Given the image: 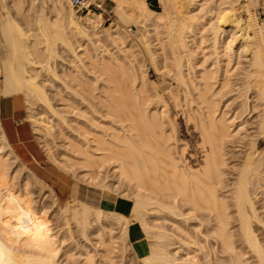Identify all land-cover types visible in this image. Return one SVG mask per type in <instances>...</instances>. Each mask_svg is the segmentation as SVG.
<instances>
[{
  "label": "bare ground",
  "instance_id": "1",
  "mask_svg": "<svg viewBox=\"0 0 264 264\" xmlns=\"http://www.w3.org/2000/svg\"><path fill=\"white\" fill-rule=\"evenodd\" d=\"M1 1L7 3V0ZM10 1V6L16 12L18 11L19 14L26 16L25 14L28 11L26 12L27 9L24 7L23 0ZM50 1L54 2L55 0ZM65 1L67 2V0L55 1L60 5L56 9L58 12L56 22L51 23L43 17L36 18V22L39 24L31 28L32 32L28 33L29 31L24 30V33L21 34L20 32L21 35L18 32L21 41L15 35L16 33H13V30L11 31L13 27L10 26L11 22L8 19L9 12L4 13V18L1 19L0 17L1 25L5 28V33H3L5 41H8L9 46H11V51L3 59L2 69H0V73L3 75L0 95L24 93L30 101L34 99L37 102L39 100H43L42 103L48 102L50 98L46 86L44 84L43 86L40 85L36 81V77L41 74L45 76L47 71V74L50 73V70L53 73L54 70L50 69L52 62L50 59L54 57L57 61L62 55L58 53L57 46L54 45L55 39L58 38L54 39L53 44L47 39V37L51 38V31L55 29L58 34L65 32L67 29L69 30L68 34L72 32V34L76 33L85 37L90 33L96 37L97 39L93 40L89 46L81 40L82 37L78 38L79 35L74 40H71V37L70 39L67 38L66 43H63L66 44V47L68 46V48H65L68 52L65 51V53L68 55L67 57L66 55L63 56L65 53L62 55L63 58L66 57L67 63L59 60L57 66L61 68L58 72H56L57 67L52 64L53 69L56 68L54 72L57 73V79H54H61L66 88L70 87L68 90H71L70 84L76 86V91L73 90L72 92L71 90L69 92H77L76 95L80 96L81 101L86 102L84 106L86 114L84 115H86L85 118L89 122L86 124L88 127L84 126L81 129L82 131L76 132L78 133L77 139L70 137L72 139L70 140L65 135V140H70L66 145L69 143L70 147L66 146L68 148L65 150L66 155H60H62L61 157L67 156L68 158H65L69 162H71L70 159L80 161L82 168H84L82 170L83 175L88 178L91 184L96 183V179L100 177L99 175L104 174L103 167L108 166L109 169L105 170L107 171L106 177L113 179L104 184L107 181L106 178L102 182L104 185H101L106 187L103 193L128 202L124 205L127 206L125 208L128 209V213H121L122 210L120 212L109 206H96L80 200H75L74 205H72L73 203H67L60 210L67 217L79 222L83 226V233H86L91 228L90 226H97L93 227L95 230L92 229L98 235V242L103 246L102 248H106L107 253L103 252V254L106 257L109 254V258L112 249L118 243L117 238L111 232L112 222L108 219L110 214L116 216L120 221L123 231L122 238L127 240L129 225L133 221L128 217L129 213L133 212L135 214V218H133L138 220L141 218V212L146 215L152 212L155 213L159 209H167L175 216L184 218L185 221L196 217L200 219V226L203 228L199 229L197 235L178 222H173L177 229L194 238L192 244L194 243L196 251L200 250L202 253L201 256L196 255L198 259L194 260L193 264H216L217 262L220 264L219 259L221 257L224 258L226 264H264V219L261 217L260 207L257 205L258 202H262L264 208V25L258 27L252 13H248V16L244 19L240 17L241 14L240 16L237 15L233 9L237 0H220L218 11L216 9V15L220 22L214 33L216 54L229 53L233 49L234 35L238 33L239 37H242V42L237 46V51H234V54L238 56L239 48H245L246 50L248 48L252 55L250 64L252 69L249 68L244 73V83L236 90L237 98L240 101L236 102L235 110L240 112L233 117H231L232 115L229 117L216 104L214 70L200 69L205 59L204 57L199 59L197 49L204 50L206 45H204L206 41L204 31L208 28L207 22L199 21V16L203 13L201 9L205 8L202 6L204 3L197 2L198 6L193 8L192 15L190 16V13L187 15L188 17H184L185 20L183 18V21L180 20L179 23H176V20H173L174 22L171 20L173 22L171 23L172 26L168 28L170 38L167 39H170L168 42L171 41L172 43L173 59L172 65L169 69L167 68V71L175 80L178 88L174 89L170 85L168 91L174 99L172 101L181 107V116L184 123L178 126L175 114H170L169 110H165L167 105H163L165 100L162 101L161 97H158L156 101H153L152 98L154 110L148 111L152 107L150 106V103H152L149 97L150 90L148 91L146 81L142 76L143 70L140 69V64L136 60L138 58L131 55L132 51L130 55L133 60L128 54L129 45H125L122 33L117 29H106L110 43H102L103 38L100 36L101 33L98 29L99 19L102 17L101 13L88 11L82 16V21L78 19L77 15H74L71 5L70 8L65 5ZM116 1L121 4L125 0ZM136 4L138 13L144 15L145 12H148L146 13L149 16L148 20L155 16V11L148 7L146 0H139ZM7 5L9 6L8 3ZM7 5L5 4V6ZM2 7L4 6L2 5ZM53 7L55 12V6ZM2 9L5 10V8ZM29 9H31V6ZM199 10L202 12L201 15L198 14L200 13ZM208 10H204V12ZM5 11H9V9ZM124 14L126 15V13ZM160 17L161 15L157 18L159 20L152 21L148 26L147 36H154L159 33V22L165 19L162 18L163 15L162 19ZM250 31L253 32V35L250 34ZM230 33L232 34L230 35ZM229 37L231 39L228 40ZM46 39L49 43L46 42L47 45L45 43L44 46L43 41ZM158 41H156L157 44H159ZM111 45L115 49L109 48ZM23 55H26L27 58H23ZM22 58L25 60L22 61ZM55 59L52 60L55 61ZM141 68L143 67L141 66ZM51 73V78L46 75L43 81L46 80L47 83L54 82L53 77L56 74ZM74 86H72L73 89ZM35 101L33 102L35 103ZM161 102L162 105H159ZM45 105L48 106L47 103ZM148 105L150 108H148ZM74 106L77 107L79 104L76 102ZM162 106L164 107L163 110ZM55 111L51 108V112L56 116ZM257 112L258 114H254ZM248 115L252 119L253 117L257 118L252 122L253 131H247L243 128L245 130L241 132L238 128L239 126L244 127ZM31 118L34 119V116ZM52 118L50 117V119ZM237 119L239 121L236 122ZM39 120L34 122V131L43 143L47 156L55 161H63L62 158L61 160L60 157L57 158L58 155L54 157L49 147L50 142L48 143V137L46 136L54 133V131L51 132L52 127L51 130L48 129L49 127L45 128ZM67 124L69 125V123ZM44 129H48L50 132L47 130L45 136L40 135ZM62 133V136H64V131ZM0 135V264H60L57 258L59 246L61 247V245L58 238H56L55 227L53 229V226L58 227L60 224L57 226L54 223L51 226L50 219L46 215L49 206L43 208L45 205L39 204L42 207L37 208L34 205L37 204L34 202L38 200L34 199L35 201H32V193L34 192L29 188L31 182L26 181L30 180V175H26L24 180L22 179V186L19 184L17 190L14 188V186L16 187L15 184L13 186L12 183H8L7 175L11 171L9 166L12 165L11 163L9 165V160L12 159L20 165L19 167L27 165L18 157L9 144L1 124ZM191 139L194 140L193 143ZM259 143H262L263 146L260 147ZM69 162L70 165L75 163L71 164ZM68 164L67 162L64 163V165ZM27 173L29 174V171ZM30 174L33 175V178L38 179L35 173L30 172ZM14 177L11 180L15 179ZM19 177L21 176L19 175ZM32 177L31 180L33 181ZM123 183L130 186V189H128L130 195L127 196H130L134 203L130 202V197L127 198L124 195L125 190L119 193L123 192L126 198L113 194L114 187ZM18 187H21L23 191L20 188L18 190ZM42 187L44 189L46 187V185L43 186V182ZM46 188H50L51 194L54 193L51 187L47 186ZM30 192V197H27ZM53 197L55 196L53 195ZM53 200L54 204L52 203V205L56 207L60 205L57 198H53ZM55 210V213L60 211L56 210V212ZM55 213H53V216ZM198 213L201 215L198 216ZM68 225L70 224L68 223ZM145 225L146 232L151 233L150 228L153 225L147 222ZM205 225H209V227L205 229ZM104 227L106 235L103 236L102 230ZM56 229L58 232L59 229ZM70 230H68L69 233L72 232ZM87 233L84 235L86 236ZM209 234L213 236L212 240ZM97 235L94 236L97 237ZM153 235L156 238L163 236L161 232L157 233V231ZM166 235L164 233L162 238ZM182 239L178 238V240ZM190 239L188 238V240ZM172 240L170 241L172 245L173 243L175 245L180 243ZM188 240L187 242H182V240L181 245L191 242ZM159 246L160 244L151 246L150 253L143 258L144 261L146 260L145 262L150 264H177L176 261L184 257V255L176 257L174 256L176 254H172L171 251L167 252L165 249L164 251ZM178 247L176 246V248ZM192 248L190 247V250L194 251L192 257L193 255L195 257V250H192ZM90 254L92 253L88 250H86L85 255L83 254L85 258L87 256L89 264H99L94 261ZM250 259L253 262H249ZM192 263L189 262V264Z\"/></svg>",
  "mask_w": 264,
  "mask_h": 264
},
{
  "label": "rangeland",
  "instance_id": "2",
  "mask_svg": "<svg viewBox=\"0 0 264 264\" xmlns=\"http://www.w3.org/2000/svg\"><path fill=\"white\" fill-rule=\"evenodd\" d=\"M31 1L32 0H23V3H25L24 7L27 9L26 12L28 11V13L25 14L26 16H23V15L19 14L18 11H17L18 12L17 13L16 10L13 9L12 6H10L11 5L10 0H7V3L9 4L10 7L7 5V3H3L0 0V2H1L0 3V17H1V19L4 18L6 12L7 13L9 12V16H8L9 18L8 19L11 22L10 26L13 27V28H11V31L13 30V33H16L15 35L17 37H19L20 41H21V37L19 35H21L24 30H26L27 32L29 31L28 33L32 32L31 28L32 27L34 28L35 25L37 26V24H39L38 22H36V20L38 18L43 17L46 20H49V22H51V23L56 22L58 19V16H57L58 12L56 9L58 7H60V5L57 2H55L56 0L55 1L52 0L54 2H51L50 0H35V2H34V0H33L32 1L33 5L31 4ZM137 1H139V0H125L121 4H118L116 0H104V5H103L102 9L91 8L88 11L90 12L92 10L96 13H101V15H102V17L99 19V24H98V29L101 33L100 36L103 38L102 43H107V44L110 43V41L107 38L108 35H107V32L105 31L106 29L107 30L108 29L109 30L110 29L111 30L117 29L122 33L121 35H123L122 39L125 40V45H129V49H131V50L128 49V52H129L128 54L130 55L131 51H132L131 55L132 56L135 55L134 58H138L136 60L140 64L139 65L140 69L144 71V72L142 71V76H144V80L146 81L148 91L150 90L149 93L151 95V96L149 95V97L151 98L150 101L152 103H150V102L149 103H150V106H152V107H151V110L148 109V111L154 110L153 101H156V100H158V97H161L162 101L165 100L163 102V105L164 104L167 105V106H165V110H169L170 114H175L176 120H177L176 122H177L178 126L181 124L183 125V123H184L183 117L181 116V114H182L181 109H180L181 107L179 105L177 106V104L172 101L174 99H173L172 95L169 94L170 91H168V90H170V88H168V86H170V85L174 89L178 88V85H176L175 80L170 75V73L168 74V71H167L169 69V67L172 65V59H173L172 43H171V41L168 42L170 39H167L168 37L170 38V35L168 33V28L170 26H172L171 23L174 22L173 20H176L177 21L176 23H179L180 20L183 21V18L184 17L186 18V16L189 15L190 13H191L190 14V16H191L192 10H194L193 8H196L198 6L197 2H200V3H204L202 6L205 8L201 9V10H203V13L201 12V10H199L200 13L197 12L199 15H201V13H202V15L199 16L200 18L198 16L197 17L199 18V21L201 20L205 23L207 22L206 25L208 24L207 25L208 28L206 27L207 30L204 31V36L206 38L205 40L207 41V42L205 41V43H204V45L206 44L205 48H204V50H202L201 48H199L201 50L197 49L199 59H201L202 57H204V59H205L204 64L200 66V69H202V70L208 69L210 71H213V70L215 71V72L213 71V73L215 74V75L213 74L214 75L213 80L216 83L214 85V91L216 93V95H215L216 104L219 106V109L221 108L222 111H225L229 117L231 115H232L231 117H233L235 114H238V112H240V111L235 110V107H236V102L240 101V99L237 98L236 90L239 89V87L244 83V80H245V77H243V76H245L244 73L247 70H249V68L252 69V66L250 65L252 55H251V52L248 48H247V50L245 48L244 49L239 48L238 49V56H236L234 54L235 53L234 51H237V46L240 45V43L242 42V37L241 36L239 37L238 33L235 34V35H238L237 37L234 35V40L232 41L233 49L229 53L224 54V55H217L216 54L215 49H214V39H215L214 33L217 30L216 26L220 22L219 19L217 18V15H216V12L218 11V8H219L220 0H201V1H199V0H158L157 1L156 0V1H152V2L150 0H146L148 7H150L151 9H153L155 11V16H152L151 20L147 19L149 16L146 13H148V12H145L146 15L145 14L142 15V14L138 13V9L136 8V6H137L136 2ZM67 2L65 1V5L68 8H70V5H71L72 12L74 13V15L75 16L77 15V17H79L78 19L82 20L83 19L82 16L84 14H86V12L85 13H76V11H75L74 7L72 6L70 0L69 1L67 0ZM54 3H55V5H54ZM5 4L7 6H5ZM259 4H261V0H237L236 3H234L233 9L237 13V15L240 16V14H241L240 17L243 19L248 16V13H250V14L252 13V15L255 17V20L257 22V26L260 27V26H263L264 23L260 22L257 19L255 12H254L256 7L259 6ZM2 5L4 7H2ZM56 5H58V6H56ZM30 6H31V9H29ZM53 6H55V12H54ZM6 7H8V8H6ZM2 8H5V10L9 9V11H5ZM200 8H202V7H200ZM246 8H247V10H246ZM208 9H210V10H208ZM211 9H212V11H211ZM216 9H217V11H216ZM204 10H208V11L204 12ZM189 11H191V12H189ZM246 11H249V12H246ZM124 13H126V15ZM78 14H80V15L78 16ZM160 15H161V17L163 15L162 18H165V19H162L160 17L162 19V22L161 21L159 22V24H160L158 27L159 33H157V35H154V36L153 35L147 36L148 32L146 30L149 29L148 26H150L152 21H156V19L159 18ZM193 15L195 16V14H193ZM197 17H195V18L197 19ZM185 18H184V20H185ZM1 19H0V69H2L3 59H5L6 55L11 51V46H9L10 44L8 41H5L6 39L4 38V35H3V33H5V28H3L1 25ZM157 20H159V19H157ZM171 20L173 22H171ZM208 20H210L209 23H208ZM27 23H28V25H27ZM227 29H229V28L227 27ZM53 31H51L53 36L50 35L51 38L47 37V39H49V42L51 41L50 43L53 44L54 39L58 38V39H55V41H54V45L57 46V47L55 46L57 48L56 50L59 51V52L58 51L57 52L60 53V55L61 54L63 55L65 53V51H66V53H68L67 49H65V48H68V46L66 47V44L64 45V43H66V41L68 39H70V37H71V40H74L79 34H76V33L72 34V32H71L70 34H72V35H70V34H68L69 30L66 29V31L64 30L65 32L58 33V34H60L58 36L57 31L55 29H53ZM18 32H19V35H18ZM20 32H21V34H20ZM88 32H89V30H88ZM54 34H56V35H54ZM231 34L232 33H230V35ZM250 34L253 35V32L250 31ZM62 35L64 38L62 37ZM66 35H68V36H66ZM226 35H228V33H226ZM151 36L154 37L156 40L154 38H152ZM59 37L61 40L59 39ZM72 37H74V38H72ZM79 37H82L81 40L85 41L86 44L85 43L84 44L87 46L91 45L93 40L97 39L96 37L92 36L90 33H88L85 37H83L81 35H79L78 38ZM47 39L45 41H43L44 42L43 45L46 42L49 43ZM157 39L158 40L161 39L162 41L161 40L158 41ZM227 39L229 40V39H231V37H229ZM63 40H65V41H63ZM156 41H158L159 44H157ZM154 42H156V43H154ZM47 43L45 45H47ZM161 44H162V46H161ZM109 48H114V46L111 45ZM61 51H63V52H61ZM203 51H204V53H203ZM163 52H165V53H163ZM66 53L63 56L66 55V57H67L68 54H66ZM62 55H61V57H59L57 59V61L54 57L52 59H55V61L50 59L52 61L50 69L55 71L56 68L55 69H53V68L57 67L56 72H58V70H60V68H61L60 66H57L59 64V60H62V61H64V63H67L66 57H64L66 59V62H65V59L63 58ZM23 56H22L23 58H25V59L27 58L26 55H23ZM132 56L130 57L131 59H132ZM23 58H22V61L25 60ZM54 63H55V65H54ZM52 64L54 67L52 66ZM154 64H156V65H154ZM141 66L143 68H141ZM165 67H166V69H165ZM54 71H52V72L55 73ZM47 72H46V75L50 76V78H51V75H50L51 70H50L49 74H47ZM53 73H51V74H53ZM143 73H144V75H143ZM55 74H56V75H54L55 77L52 76L53 79L54 78L57 79V73H55ZM46 75L45 76H42V74L39 75L38 77H36V81L38 83H40V85L43 86V84H44V86H46L47 93H48L49 98H50V100L48 102L45 101L48 104V106L45 105L46 103H42V102H44L43 100H41L42 102L40 100L37 102L34 99H32L33 101H35V103H34L32 100L31 101L28 100L24 93H20L23 96V98L25 100V104H26V114H22V117H23L22 127L26 129L27 133L32 138H34V141L31 143V145L29 147H30L31 151L34 153V155H36V157H43L45 159V161L50 162L52 164H55L56 166H58L59 168H61L65 172L72 175L76 180H78V182L82 186L91 187L92 190H95L97 192H99V191L104 192V190H106V187L102 186L101 184H103L102 182L105 181V179L107 178L106 177L107 171H105V170L109 169L108 166H106L107 168L103 167L104 169H102V170H104V174L99 175L100 177H98V179H96L97 181L95 180L96 183L94 182L91 184L90 181L88 180V178L83 175L82 170L84 168H82V164L80 163V161H73L72 159H70L71 162H69V160L67 159L68 158L67 156L61 157L62 155H66L65 150L68 149L67 147H70V145H68L69 143L66 145V143L68 142L69 139L65 140V135L67 136L66 138L71 137L72 139H75V138L77 139L78 138L77 134L80 131H82L81 130V129H83L82 127H84V126L88 127V125H86V124H88L89 122L87 121V118H85L86 115H84V114H86L85 107H84L86 102L81 101L82 99L80 98V96L78 94L76 95L77 92L70 93L71 90H72V92H73V90L76 91V88H75L76 86H74V84H72V85L70 84L71 90H68V89H70V87L66 88L65 83L61 79H59V80L54 79V82L50 81L48 83L46 80L43 81L44 80L43 78H45ZM2 81H3V75H2V73H0V85L2 84ZM61 81H62V83H61ZM72 86H74V89ZM67 90H68L69 94L67 93ZM69 95L70 96L73 95V96L70 97ZM145 95H146V93H145ZM39 102H41V103H39ZM76 102H77V104H79V106H77V107L74 106V103L76 104ZM159 105H162V102ZM175 106H177V107H175ZM50 107L56 110L55 111L56 116L53 115ZM166 107H168L169 109ZM49 108H50V110H49ZM148 108H150L149 105H148ZM163 108L164 107L162 106V110H163ZM38 114H40V115H38ZM254 114H258V112L254 113ZM30 116L31 117L34 116V119L31 118ZM50 117L51 118L54 117L55 119L57 117V119L56 120L53 118L50 119ZM246 119H248V120L243 125L244 127L239 126V128H238V129H240L241 132L244 131L245 129L247 131H253V129H252L253 123L252 122L257 120V118H255V117H253V119L250 118V115L246 116ZM35 120H39L40 123L43 124V126L45 128L49 127L48 129L51 130V127H52L51 132L53 133V131H54V133L52 135L49 134L50 136L47 134L48 136H46V137H48L47 138L48 143L50 142L49 147L51 148V152L54 154V157L58 155L57 158L60 157L59 159L61 160V158H62L63 161H55L52 158H50L49 156H47V154L45 153L46 152L45 148L43 147L44 145L40 141L38 134L33 133V128H35V123H34ZM62 121H63V123L65 121L66 122L63 124ZM237 121H239V120L237 119L236 122ZM60 122H61V124L59 125ZM67 123H69V125ZM6 125H7V128L9 130L10 135H13L14 129H13L12 124L9 121H7ZM243 128H245V129H243ZM48 129L42 130L43 134L40 132L41 133L40 135L45 136L46 135L45 131H47ZM63 131H64V136H62ZM48 132H50V131L48 130ZM76 132H78V133H76ZM248 133H250V132H248ZM68 134H69V136H68ZM71 138H70V140H72ZM70 140H69V142H70ZM191 140L193 143L194 140L193 139H191ZM0 141H1V139H0ZM259 146L261 147V146H263V144L259 143ZM60 154H62V155H60ZM19 156L23 160V162L26 163L27 166H25L26 168L24 166H22L23 167L22 168V167H19L20 165L15 163L12 159H11V161L9 160L8 161L9 165H10V163L12 165L9 166V168H10L9 170H11V171H9V174L7 175L8 176L7 177L8 183H10V184L12 183L11 185L15 184L16 187L14 185L13 186H14L15 190H17V186L19 184L22 186V182H23L22 179L24 180V177L26 175H30L31 177L33 176L30 174V172H33L38 176V179H36L35 177L34 178L32 177L33 181L31 180V177L29 176L30 180L28 179L26 181L31 182V184L29 185V188H30V190L32 189L31 190L32 192H34V193H32V197H33L32 201L34 199L39 201V202L38 201L36 202L34 200L35 201L34 203H37L34 205L37 206V208L42 207V205H45V206H43V208H45L46 206L47 207L49 206L47 208L48 211H46V212H48V213H46V215L50 219L51 226L54 223L57 226L60 224V226H58V227L53 226V229L55 227V230H54L55 234H57L56 238H58V242L61 245V247L59 246V254H58V258H57V261L59 260L58 263H60V264H89V261H87L88 260L87 256H86V258L84 256L86 254V250H88V252L91 251L92 254H90V255L92 256L94 261L99 263V264H150L148 262H145L146 260L144 261L143 258L146 257L145 254L147 255V253H150L151 246L154 244H158V245L160 244L161 249H163V250L165 249V250H167V252L171 251L172 254L173 253L176 254V255H174L176 257L184 255V257H181L182 259L180 258L179 260L176 261L177 264H189V262L192 263V262H194V260L196 261L198 259V257H196V255L201 256V254H202L201 251L200 250L196 251L197 249L195 248V245H193L194 243L192 244V240L194 241V238L192 236H188L184 231L177 229L175 224L173 223V222H176V223L178 222L179 224L188 228V230L193 231V234L195 233V235H197L198 234L197 232H199V229L203 228L200 226V223H201L200 219L198 217H196V218H193L191 220L185 221L184 218L175 216L174 214L169 212L167 209H163V210L159 209V211H155V213L152 212V213L146 214V215H145V213L141 212L142 213V214L140 213L141 218H139L138 220L134 219L135 214H133V212L129 213L130 215L128 214L129 215L128 217L130 219H133V221L130 223V228H137V230H139V237H141L140 244H142V243L148 244L147 249L145 251V254H143V255L138 254L137 251L135 250L134 245L129 238L130 233L128 235L127 240L122 238L123 231H122V228L120 225V221L118 220V218L116 216L110 214L108 216V219L112 222V224H111L112 226L110 225L111 227L110 226L109 227L112 230L111 231L112 234L117 238L118 243H116L115 248L112 249L113 251L110 253L111 257L109 258V254H107V257H106V255H105L107 253L106 248L105 247H104V249L102 248L103 246L98 242V239H99L98 235L95 234V232L93 231V229H94L93 227H97V226H90L91 228L87 231L88 233L86 232L87 235L85 236L84 234H86V233H83V228H82L83 226L81 224H79V222H76L73 219H71L70 217H67L65 215V213L63 211H61L62 210L61 207H65V205H67V203H69V204L73 203L72 205H74L76 203L75 200H77L78 198L70 197V198L65 199V200L60 199V197L58 196V193L55 191V189L52 187V185L50 183H48L43 178V176L39 173V168H40L39 163L35 162L33 160V158L31 157V155H29V154H23L22 153ZM65 157H67V158H65ZM64 158L67 160H65ZM199 160L200 159L198 158V161ZM193 161L195 162V159ZM66 162H67V164H68V162L71 164H73L74 162L75 163L73 165H70V164L64 165V163L66 164ZM16 166H18V167H16ZM15 171L16 172L18 171L20 174L17 172L18 175L16 176L17 173ZM28 171H29V174L27 173ZM9 175L11 176V178H9L10 177ZM19 175L21 177L22 176L23 177L18 178ZM14 176H16V177H14ZM12 177L15 178V179H13L15 181L11 180ZM111 179H113V178L108 177L106 179L107 181H105L104 184L107 182H110ZM42 182H43V186L46 185V187L48 186V187H51L53 189L55 194L54 193H52V194L55 197H53V195L50 193V191H49L50 188L45 187V189H44V187H42ZM32 185H34L35 187ZM13 186H12V188H13ZM116 187H117V189H116ZM116 187H114L115 190H113V194L115 196H119L122 198H126V197L129 198L130 197V196L129 197L127 196L128 194L130 195V192L128 190V189H130L129 188L130 186L127 183L118 184V186H116ZM14 188H13V190H14ZM19 188L21 191H23V189H21V187H18V190H19ZM118 188H120V189H118ZM40 189H42V190H40ZM122 190H125L124 195H126V197L123 195V192L119 193ZM24 192H23V195L25 194ZM43 194H45V195H43ZM28 195L29 196H27V193H26V196L30 197L31 192H30V194L28 193ZM53 198L54 199L57 198V200L60 204L57 206L59 208H57L55 205H52ZM82 201H84V200H82ZM131 201H132V203H134V200L130 197V202ZM87 203H89V202H87ZM39 204H42V205H39ZM89 204H92V203H89ZM92 205H95V204H92ZM257 205L260 207L259 213H260L261 217L264 219V208L262 207V202H258ZM51 208H54L56 210H60V209L61 210L58 211L59 213H55L54 209H51ZM53 213H55L54 216H53ZM200 213H198V216L201 215ZM61 214H63V215H61ZM66 219H68V220L66 221ZM66 222H68L70 225H68V223L66 224ZM146 222L149 223L150 225H153V227L150 228V230L152 231L151 233H147L145 230L146 229V225H145ZM61 224H63V225H61ZM67 225H68V227H66ZM60 227H61V229H60ZM208 227H209V225H205V229ZM56 228H58L59 231L61 230V232H59V231L57 232ZM64 228H66L67 230L65 231ZM68 228L71 229L72 232L69 233ZM105 230L106 229L104 227V229L102 230L103 231L102 234L104 233ZM153 231H155V232L157 231V233L161 232L163 234V236L165 233V234H167L166 235L167 237L165 236L164 238H162L163 237L162 236L160 238H156L153 235V233H155ZM92 233H94V234L92 235ZM70 234L72 235V237H70L71 236ZM82 234L84 235V237ZM174 234H175V236H174ZM94 235H97V237ZM104 235H106V234L104 233L103 236ZM176 236L179 239L183 238L182 239L183 241L178 240V238ZM174 237H176V238L174 239ZM209 237H211L210 239L212 240L213 236L211 234H209ZM63 238H65V239L62 240ZM171 238L174 240H172ZM188 238L189 239L193 238V239L188 240ZM171 240L174 242H180V243H178V245H175V243H173V245H172V244H170ZM187 240L191 241V242H188V244L185 243V244L181 245V241L187 242ZM65 241H67V242H65ZM167 244H168V246H167ZM174 245H175V247H173ZM176 246L177 247L179 246V247L176 248ZM185 246H186V248H184ZM171 247H173V248H171ZM181 247L183 249H180ZM190 247L195 248V249L192 248V250H195V257L193 255L194 258L192 257V254H194V251L192 252L190 250ZM189 250H190V252H189ZM103 252H105V254H103ZM187 252H189V253H187ZM181 253H182V255H180ZM186 253H187L189 259H192L193 261L192 260L190 261L188 259ZM69 255H71V256L69 257ZM190 257H192V258H190ZM183 258H184V260L185 259H188V260L184 261ZM219 260L221 261V262L219 261L220 264L221 263L226 264V261L224 260V258L221 257ZM249 262H253V260L250 259ZM252 264H254V263H252Z\"/></svg>",
  "mask_w": 264,
  "mask_h": 264
},
{
  "label": "crops",
  "instance_id": "3",
  "mask_svg": "<svg viewBox=\"0 0 264 264\" xmlns=\"http://www.w3.org/2000/svg\"><path fill=\"white\" fill-rule=\"evenodd\" d=\"M22 114H26V104L20 93L0 95V124L9 144L12 148L14 147L13 150H16H14L15 153L17 152L19 155L22 153L29 154L35 162L39 163V173L48 183L52 185L58 193L60 199L65 200L70 197H74L78 198L77 200L80 199V201L84 200L101 207L109 206L114 210H122V212L120 211L121 213H128V209L125 208L127 206H124L128 202L124 199L115 198L114 196L106 195L100 191L97 192L92 190L91 187H84L72 175L65 172L55 164L45 161L43 157H36L29 147L34 141V138H32L27 133L26 129L22 127ZM7 121H9L13 126V135H10L9 133L6 125ZM33 133H35L34 128ZM19 155L18 157L20 158ZM128 230V235L130 233L129 238L137 253L140 255L145 254L148 244H144L142 242V244H140L141 237H139V230H137V228H130V225Z\"/></svg>",
  "mask_w": 264,
  "mask_h": 264
},
{
  "label": "built area",
  "instance_id": "4",
  "mask_svg": "<svg viewBox=\"0 0 264 264\" xmlns=\"http://www.w3.org/2000/svg\"><path fill=\"white\" fill-rule=\"evenodd\" d=\"M156 1V0H150ZM158 1V0H157ZM72 6L74 7L76 13L88 12L91 8L102 9L104 5V0H70ZM255 15L257 19L264 23V0H261V4L256 7Z\"/></svg>",
  "mask_w": 264,
  "mask_h": 264
}]
</instances>
